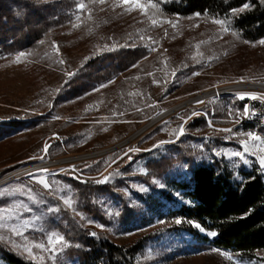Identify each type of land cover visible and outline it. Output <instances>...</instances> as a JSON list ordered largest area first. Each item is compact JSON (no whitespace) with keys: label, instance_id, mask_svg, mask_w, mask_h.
Returning <instances> with one entry per match:
<instances>
[{"label":"rangeland","instance_id":"1","mask_svg":"<svg viewBox=\"0 0 264 264\" xmlns=\"http://www.w3.org/2000/svg\"><path fill=\"white\" fill-rule=\"evenodd\" d=\"M139 3L146 9L126 11L133 5L125 4L124 0L80 3L79 6L84 4L86 14L78 15L62 43L55 45L53 51L44 52L45 58L25 51L0 52V123L14 118L25 121L14 134L0 139V264H77L69 252L73 243L61 209L78 213L82 218L84 215L80 212L77 187L66 175L85 181L102 180L110 175L107 182L117 183L133 213L145 217L131 229L93 222L114 243L137 246L138 264H264V251L258 253L261 259L244 261L217 248L192 249L189 234L175 231L183 219L174 210L177 204H191L189 197L183 190L157 181L158 189L174 198L173 202L157 204L156 194L136 178L137 174L147 173V162L164 152L163 146L175 142L183 134L180 128L184 132L188 122L198 116L206 119L208 127L203 131L206 136L221 133L234 142L220 147V155L248 165L260 163L264 148L258 140L224 131L240 109L234 111L229 107V119L217 121L212 114L222 97L177 105L226 82L264 81V44L245 42L228 25L216 24L214 19L165 18L153 15L145 0ZM91 12L93 21L85 19L92 17ZM153 20L157 22L155 25ZM83 22L92 23L87 29ZM132 29L153 45V53L159 52L147 77L137 73L133 79L125 80V86L113 80L84 94L77 92L67 100H56L63 80L62 68L73 71L90 56L112 47L122 32ZM83 32L88 35H82ZM207 41L211 44L205 45ZM180 57H188L189 61L186 59L177 68L175 63ZM201 58L210 60L206 68L188 72L184 78L179 75L180 68H187ZM221 87L216 86V90ZM171 108L174 109L171 113L156 119ZM30 122L35 124L32 126ZM244 147L248 149L246 159L232 155L242 152ZM42 169L47 171L41 172ZM29 174L43 176L49 188H43ZM125 177L129 184L122 183ZM96 201L106 220L116 217L118 208L107 193L101 192ZM155 207H159L158 213ZM185 222L204 234L212 232L197 222ZM54 236L64 239L63 245L55 246V255L48 250L52 247L49 238Z\"/></svg>","mask_w":264,"mask_h":264},{"label":"trees","instance_id":"2","mask_svg":"<svg viewBox=\"0 0 264 264\" xmlns=\"http://www.w3.org/2000/svg\"><path fill=\"white\" fill-rule=\"evenodd\" d=\"M85 1L0 0V52L16 54L25 51L45 58L44 52H51L55 45L62 43L61 39L68 34L78 15L86 14L85 8H79V4ZM145 1L149 3V11L153 15L221 19L237 38L245 42L264 40V0ZM89 15L92 17L85 19L93 21L94 13ZM91 23L82 24L88 29ZM133 29L122 32L118 40L114 39L112 47L90 56L73 71L62 68L63 80L56 100H67L77 92L84 94L113 80L125 86V80L133 79L137 73L147 77V72L155 67L159 52L153 53V45L138 37ZM112 36L116 38L117 35ZM209 44L208 41L205 43ZM186 59L189 61L188 57H180L175 63L177 68ZM207 60L201 58L187 68H180L178 73L184 78L188 72L206 68L210 61ZM217 103L220 106L212 114L217 121L223 117L229 119V107L234 111L243 108V100L236 96L222 97ZM34 124L30 122L32 126ZM24 125L22 119L3 120L0 123V139L14 134ZM207 127L204 116L192 118L175 142L165 144V151L147 162V173L137 174L136 178L156 194L157 204L173 202L174 199L172 194L158 189L157 181L175 190H183L189 197L191 204H177L174 210L175 215L183 219L175 231H186L191 239L189 245L195 251L217 248L239 260L261 259L258 253L264 251V168L257 161L248 165L220 155V147L234 142L221 133L206 136L203 131ZM65 177L77 187L82 204L80 212L84 215L82 218L78 213L61 209L68 221L73 243L69 252L77 264H138L137 246L116 244L105 230L93 224L97 221L131 229L144 221L143 215L133 213L127 197L119 192L117 183ZM121 181L129 184L126 177ZM101 192L107 193L118 208L113 220L105 219V213L96 201ZM146 202L149 204L148 200ZM155 211L158 213L159 207H155ZM185 221L197 222L217 235L211 237L204 234Z\"/></svg>","mask_w":264,"mask_h":264},{"label":"built area","instance_id":"3","mask_svg":"<svg viewBox=\"0 0 264 264\" xmlns=\"http://www.w3.org/2000/svg\"><path fill=\"white\" fill-rule=\"evenodd\" d=\"M226 90H236V97L240 98L239 94L252 93L256 94V99H251L245 96L243 99V108L240 111H235L237 117L234 119L229 129L236 134L249 136L251 133L264 148V133H257V126H264V81L260 80H236L223 83ZM216 86L205 90L198 95L206 94L205 98L215 97ZM196 95V96H198ZM250 119H257V126H250Z\"/></svg>","mask_w":264,"mask_h":264},{"label":"snow or ice","instance_id":"4","mask_svg":"<svg viewBox=\"0 0 264 264\" xmlns=\"http://www.w3.org/2000/svg\"><path fill=\"white\" fill-rule=\"evenodd\" d=\"M98 2L103 3V0H98ZM124 3H125V4H131V5H133V7H129V8H126V9H125L126 11H129V12L132 11L133 8H140V9H142V10H145L146 7H147V6H145V5L140 4V3H139V0H124ZM79 7H80L81 10H83L85 6H84V4H81ZM145 14H146V12H145ZM197 15H200V14L198 13ZM213 22L216 23V24H219V25H221V26H224V24H225V21H224V20H221V19H214ZM152 23L155 25L157 22H156L155 20H153ZM223 30H224V31H228V28H227V27H224ZM259 43H260V44H264V40H261ZM197 47H198V46H197ZM152 50L155 51V49H152ZM20 55L22 56V55H24V53H21ZM61 62H62V61H61ZM172 74H173V75L175 74L174 71H173ZM198 74H199V73H194V75H198ZM150 75H151V74H150ZM153 82H154V83H158V82L155 81V80H154ZM239 95H240V98H241V99H243L246 95L249 96L251 99H256V98H257L256 94H252V93H247V94L242 93V94H239ZM198 103H202V102H199V101H198ZM179 131H180V133L182 134V133H183V128L181 127ZM224 131H231V130H230V129H225ZM248 135H249V137H251L252 139H259V137H255V136H253L251 133H249ZM241 144L244 145L245 142H244V141H241ZM46 148H47V145H46V147H45V151H46ZM130 151H137V149H131ZM262 151H264V149H262ZM247 152H248L247 147H244V149H243L242 152H235V153H232V155L238 156V157H240L241 159H246L245 154H246ZM260 163H261L262 166H264V158H261ZM40 171H41V172H46L47 169H42V170H40ZM29 175H30V177H31L36 183H39L40 185H42L43 188H45V189H48V188H49V184H48V182L46 181V179H45L43 176H41V175H35V174H29ZM109 179H110V175H109V176H105L102 180H98V181H96V182H97V183H105V182H107ZM177 222L179 223L180 221H177ZM197 227H199V225H197ZM17 235H22V233H17ZM93 235H94V234H93ZM208 235H210V236H216L217 234H216L215 232H209ZM49 239H50V242H51V244H52V247H50L48 250H49V252H50L51 254L55 255V254H56V248H55V246H56V245H63V244H64V239H63L62 236H54V237H50Z\"/></svg>","mask_w":264,"mask_h":264},{"label":"bare ground","instance_id":"5","mask_svg":"<svg viewBox=\"0 0 264 264\" xmlns=\"http://www.w3.org/2000/svg\"><path fill=\"white\" fill-rule=\"evenodd\" d=\"M235 96L236 95V90H226L225 89V86H223V87H221V88H219V89H217V90H215V96L216 97H223V96H226V97H228V96ZM206 97V94H202V95H198V96H194V97H192V98H190V99H188V100H186V101H184V102H182V103H180L179 105H177L178 107H181V106H183V105H185V104H187V103H191V102H193V101H195V100H201V99H203V98H205ZM176 106V107H177ZM174 109H170V110H165V111H162L160 114H158L157 116H156V119L158 120V118L160 117V118H163L165 115H167V114H169V113H171L172 111H173ZM250 126H257V119H250ZM228 129H229V127H228ZM141 131V130H140ZM140 131H138L137 133H135L133 136H131L130 138H133L134 136H136ZM257 133H264V126H257Z\"/></svg>","mask_w":264,"mask_h":264}]
</instances>
